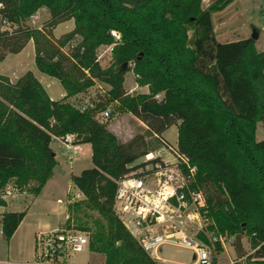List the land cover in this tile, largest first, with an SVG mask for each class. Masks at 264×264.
Returning a JSON list of instances; mask_svg holds the SVG:
<instances>
[{"label": "trees", "instance_id": "1", "mask_svg": "<svg viewBox=\"0 0 264 264\" xmlns=\"http://www.w3.org/2000/svg\"><path fill=\"white\" fill-rule=\"evenodd\" d=\"M232 1L0 0V60L31 40L36 69L64 90L52 100L29 70L12 83L0 75V189L12 181L25 190L32 180L35 195L55 165L52 138L70 135L71 144L88 143L92 166L69 175L82 198L67 203L62 227L85 232L88 250L102 254L104 264H157L112 205L116 181L149 152L144 135L172 147L160 134L174 124L176 151L188 165L177 163L182 189L202 193L199 213L211 220L208 230L232 236L235 258L228 264H264V137L255 139L264 121V49L257 51L250 37L216 41L211 13ZM39 8L48 17L36 27L24 23ZM68 19L72 29L54 37V26ZM101 45H111L112 62L104 68L96 58ZM128 62L146 93L124 90ZM94 80L109 86L106 102L144 124L143 134L118 141L95 117L99 105L80 110L68 101ZM24 212L0 213L5 241Z\"/></svg>", "mask_w": 264, "mask_h": 264}, {"label": "rangeland", "instance_id": "2", "mask_svg": "<svg viewBox=\"0 0 264 264\" xmlns=\"http://www.w3.org/2000/svg\"><path fill=\"white\" fill-rule=\"evenodd\" d=\"M208 0H201L202 6L208 4ZM39 14V15H38ZM35 17H29L24 20L29 26L39 25L45 19L42 11L35 12ZM47 16V15H46ZM69 23H62L52 32L54 35L64 32ZM211 23L214 36L218 42L238 40L250 37L252 29L256 28L257 37L254 47L257 51L264 49V0H233L221 11L212 13ZM52 33V35H53ZM66 33V32H65ZM64 34V33H63ZM53 35V36H54ZM62 35V34H60ZM59 35V36H60ZM58 36V37H59ZM78 38L74 37L76 41ZM187 41L191 43V30H187ZM111 45H101L96 49V58L100 67L104 68L111 64ZM67 51V48H63ZM14 69L29 70L40 82L45 85L53 98L62 96L63 90L59 82L36 69L33 63V50L28 44L23 51L16 56H9L5 61L0 60V73L6 72L7 67ZM131 63H127L126 71L123 74L122 86L129 94L147 92L146 87L133 88L134 75L130 70ZM109 86L99 80H94V84L85 91L73 96L75 102L70 101L78 108H92L99 105L95 112V117L106 124L107 128L114 130L118 141L125 142L135 134H143L144 124L126 111L120 110L115 102H106V91ZM108 111V116L102 118L100 112ZM259 122L255 131V139L259 140L264 137V128L260 127ZM162 136L172 145L176 142V126L173 124L162 132ZM146 141L145 149L151 151L152 155L160 154L167 161H173L169 150L161 148L154 137L144 135ZM66 143L60 140H52L49 146L52 148L56 163L45 182L39 190L38 195L32 194V188L35 182L29 180L23 189L25 193H19L17 196L4 197L5 207H0V211L22 210L27 209L26 219L20 230L10 239L5 241L0 234V264H34L33 240L38 231H45L48 228H56L63 225V214L66 215V205L68 202L81 199L80 192L70 183L69 175L78 174L82 169L92 166L87 145L79 143L66 149ZM173 146V145H172ZM169 152V153H168ZM138 159H143L139 157ZM7 181L3 187L11 184ZM13 184V183H12ZM3 187L0 189L3 190ZM192 212V213H191ZM1 213V212H0ZM91 214L96 215L94 212ZM123 220L129 225L126 217ZM200 218L197 212L189 208L188 217H176L158 223V233L169 234L174 231H181L185 235L194 234L196 225L199 224ZM60 224V225H59ZM130 226V225H129ZM33 232H36L33 234ZM87 235V234H86ZM232 239V236H229ZM245 251H248V244L245 238H241ZM220 246V244H218ZM77 254V253H76ZM193 251L183 246H177L171 243H164L160 246L158 256L168 262H181L188 264L193 262ZM210 260L218 264H227L235 258V252L231 242H224L217 252L214 244L213 249L209 252ZM73 258V257H72Z\"/></svg>", "mask_w": 264, "mask_h": 264}, {"label": "built area", "instance_id": "3", "mask_svg": "<svg viewBox=\"0 0 264 264\" xmlns=\"http://www.w3.org/2000/svg\"><path fill=\"white\" fill-rule=\"evenodd\" d=\"M30 17L35 16L33 14ZM158 96L155 95L156 98ZM72 101L75 102V99ZM100 116L106 118L108 111L100 112ZM70 138V135H66L62 142L70 144ZM165 148L169 150L172 162L161 160L158 155L150 152L142 156L143 161L152 162L155 169L154 185L137 177L140 172L137 167L116 181L113 211L119 218L126 217L132 224L134 238L152 259L156 257L155 254L162 244L171 243L193 251L192 264H211L209 252L214 244L222 246L224 242H231L232 239L207 229L211 220L199 213V208L204 205L202 193L198 190L182 189L185 179L177 163L182 162L187 167L185 158L176 151V147ZM153 159L156 160L152 161ZM188 171L191 173L193 167H189ZM19 193H25V190H20L11 183L0 191V198L4 200L6 195L14 197ZM190 206L200 218L194 234L187 236L182 232L176 234L175 231L169 234L151 232L152 225L163 222L164 218L171 220L182 215L187 218ZM198 233L204 240L197 237ZM33 242L35 264H68L75 252L87 246V235L79 230L58 226L50 231L38 232Z\"/></svg>", "mask_w": 264, "mask_h": 264}, {"label": "crops", "instance_id": "4", "mask_svg": "<svg viewBox=\"0 0 264 264\" xmlns=\"http://www.w3.org/2000/svg\"><path fill=\"white\" fill-rule=\"evenodd\" d=\"M231 3V2H230ZM39 11H42V15L43 16H45V18L44 19H46L47 17H48V12H47V10L45 9V8H39L36 12L37 13H39ZM221 11V10H220ZM218 12V11H217ZM213 13H215V12H213ZM39 15V14H38ZM47 15V16H46ZM211 16H212V13H211ZM67 23L68 24V22H71V23H69V25H68V27L66 28V30L64 31V32H61V33H59V35L60 34H63V33H65V32H68V31H70L71 29H72V27H73V21H72V19H68V20H64V21H61V22H59V23H57L55 26H54V28H53V31L56 29V27L58 26V25H60V24H62V23ZM34 27H36V26H38V25H33ZM53 33V32H52ZM53 35H54V33H53ZM59 35H54V37H58ZM215 39H216V36H215ZM216 41H217V39H216ZM218 42V41H217ZM255 42V41H254ZM28 44H30L31 45V48H32V50H33V44H32V41L31 40H28L26 43H25V45L23 46V48L19 51V52H17V53H13V54H6L5 56H4V58L1 60V61H5V60H7V59H9V56H11V55H13V56H15V58H16V56H18L22 51H23V49L26 47V46H28ZM34 63V62H33ZM16 64H15V62H14V67H10V66H8L7 67V70H6V72H3V73H0V75H3V76H5V77H7V79H8V81L9 82H14L21 74H23L25 71H23L22 69H14L16 66H15ZM35 66V65H34ZM36 78V77H35ZM37 79V78H36ZM37 81L40 83V85L42 86V88L44 89V91H45V93L47 94V96L50 98V99H52V100H57V99H60L63 95H64V90H63V93H62V96H59L58 98H53L52 96H51V94L49 93V90H48V88L45 86V85H43V83L42 82H40L38 79H37ZM138 87H146L145 85H143V86H138V85H136V83L134 82V86H133V88H136V89H138ZM143 93H145V92H143ZM72 99H74V97H71ZM70 99V98H69ZM261 122V121H260ZM259 123V122H258ZM257 123V125H259ZM260 127L263 129L264 128V121L261 123V125H260ZM257 128V127H256ZM110 131L115 135V133H114V130H111L110 129ZM160 136L164 139V140H166L167 142H168V140L167 139H165L163 136H162V133L160 134ZM52 140H59V139H57V138H52L51 139V141ZM169 143V142H168ZM81 144H83V145H87V148H88V150H89V156H90V147H89V144L88 143H81ZM170 144V143H169ZM75 145H78V144H69V143H67L65 146H67L66 147V149L67 148H69V147H73V146H75ZM171 145V144H170ZM173 145V146H172ZM171 146L172 147H175L176 146V142H175V144H172ZM160 147L161 148H159V149H163V150H165L166 148L165 147H163L162 145H160ZM51 148V147H50ZM52 149V148H51ZM150 153H151V151H149ZM152 154V153H151ZM156 155H158L159 156V158L161 159V160H165V161H167L166 159H164L163 157H161L160 156V154H156ZM55 159V158H54ZM169 162H172V161H169ZM55 163H56V160H55ZM136 163H141L138 167H137V169L140 171L137 175V177H141L143 180H145V181H147L148 183H150V184H152V185H154V183H155V175H154V171H155V169H154V167H153V165H152V162H145V161H143V159H137L135 162H134V164H136ZM53 169V168H52ZM52 171V170H51ZM49 177V176H48ZM48 179V178H47ZM47 181V180H46ZM45 181V182H46ZM45 184V183H44ZM44 184H43V186H44ZM42 186V187H43ZM41 187V188H42ZM38 193H39V191L35 194V195H38ZM34 195V196H35ZM0 207H5V205H3V206H0ZM28 210V208L27 209H25V212H24V215H23V217H22V219L20 220V222H19V224L17 225V227L15 228V230H14V232L12 233V235L10 236V238H9V242H10V239L20 230V228L22 227V225L24 224V222H25V219H26V211ZM14 211H17V210H14ZM0 212H2V211H0ZM65 217H66V215H65V213L63 214V221H64V219H65ZM121 219V221L123 222V224L125 225V227L128 229V231L134 236V234H133V231H134V228H133V226H132V224L130 223V222H128L129 223V225L123 220V218H120ZM60 225V224H59ZM156 225H158V224H153L152 225V227L150 228V230H151V232H154V233H158V228L156 227ZM55 228V227H54ZM54 228H48V229H46L45 231H50V230H52V229H54ZM39 232V231H38ZM40 232H44V231H40ZM181 231H175V233L177 234V233H180ZM36 232H33V234H35ZM0 234H1V232H0ZM7 241V242H8ZM159 250H160V248H159ZM159 252V251H158ZM77 253V254H76ZM155 256L156 257H153V260L157 263V264H183V263H181V262H168V260H166V259H162V258H160L159 256H158V253L157 254H155ZM73 257V258H72ZM230 263V262H229ZM35 264V263H34ZM68 264H104V260H103V255L102 254H100V253H97V252H93V251H90V250H88V248H87V246H85V247H83L81 250H79V251H77V252H75L71 257H70V259H69V263ZM188 264H192V262L191 263H188ZM216 264H218V263H216ZM228 264V263H227Z\"/></svg>", "mask_w": 264, "mask_h": 264}, {"label": "water", "instance_id": "5", "mask_svg": "<svg viewBox=\"0 0 264 264\" xmlns=\"http://www.w3.org/2000/svg\"><path fill=\"white\" fill-rule=\"evenodd\" d=\"M113 35H114L115 37L118 36L117 33H115V32L113 33ZM256 37H257V33H256L255 28H253V29H252V34H251L250 38H252L253 40H255ZM121 67L124 68V67H125V63H123ZM52 154H53V153H52Z\"/></svg>", "mask_w": 264, "mask_h": 264}]
</instances>
